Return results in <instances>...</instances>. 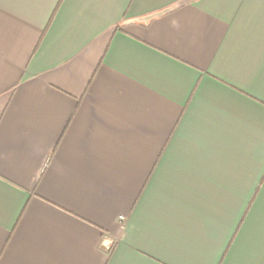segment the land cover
I'll return each instance as SVG.
<instances>
[{"label": "crops", "instance_id": "crops-1", "mask_svg": "<svg viewBox=\"0 0 264 264\" xmlns=\"http://www.w3.org/2000/svg\"><path fill=\"white\" fill-rule=\"evenodd\" d=\"M0 264H264V0H0Z\"/></svg>", "mask_w": 264, "mask_h": 264}, {"label": "built area", "instance_id": "built-area-1", "mask_svg": "<svg viewBox=\"0 0 264 264\" xmlns=\"http://www.w3.org/2000/svg\"><path fill=\"white\" fill-rule=\"evenodd\" d=\"M121 219H123V218H121Z\"/></svg>", "mask_w": 264, "mask_h": 264}]
</instances>
